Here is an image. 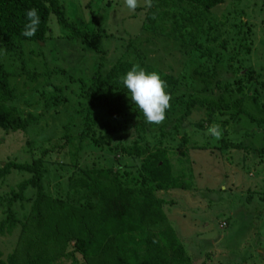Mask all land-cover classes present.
<instances>
[{"label":"rangeland","instance_id":"rangeland-1","mask_svg":"<svg viewBox=\"0 0 264 264\" xmlns=\"http://www.w3.org/2000/svg\"><path fill=\"white\" fill-rule=\"evenodd\" d=\"M59 2L69 22L81 24L90 32L99 29L105 35L102 49L106 55V67L117 60H127L139 66L143 63L142 68L157 72L161 79L170 76L177 82L188 83V88H197L190 72L196 62L206 59L199 60L198 53L188 46L182 47L174 39L156 35L144 27L147 8L143 0H140L141 6L134 12L127 9L124 0ZM168 12L179 14L181 11L172 8ZM216 22L219 25L226 22L227 25L219 28ZM208 23L216 26L214 29L217 30L207 34L208 26L205 25L198 43L211 49L212 56L219 58L217 79L232 84V89L241 80L240 84L246 87L242 94L235 97L242 95L247 108L253 90L259 92L258 102L264 105V0H224L223 5L211 10ZM239 24L240 30L248 34L245 44L250 48L249 53L241 48L244 40L238 35V29L232 27ZM166 25L171 24L168 22ZM48 30L45 42L25 44L20 68L23 65L25 71L47 75L54 69H62L76 78H87L94 71L98 56L83 50L78 41L68 39V31L58 24L53 15L49 18ZM188 31L189 28L184 29L185 40H188L185 34ZM208 37L214 38L215 43H206ZM221 44H225L224 49H220ZM235 55L239 56L237 60H233ZM3 61L9 64L7 59ZM203 65L208 66L206 61ZM246 70L252 73L250 79L244 76ZM25 80V76L10 80L17 96L14 106L22 114H43V119L26 132L6 133L0 130V167L8 161L28 163L32 158H39L42 150H49L56 145V149L45 157L47 161L43 166L42 186L48 196L59 199L65 198L69 179L72 176L80 177V169L85 167L120 169L122 175L132 174L138 178L141 159L119 153V148L129 146L135 140L129 129L115 136L112 149H100L88 140H78L81 123L74 117L70 125L74 139L70 145L58 150L63 144L59 138L76 109V99L66 92L69 101L66 105L44 110L40 95L42 92H53V89L44 86L46 82L58 87L65 83L55 81L52 76L48 80L41 77L35 83ZM72 90L76 91V88ZM181 92L182 89L178 95H183ZM245 119L243 122L230 121L228 115L207 118L202 111H194L185 114L177 133L172 128L175 124L173 120L172 125L165 129L171 135L167 136L164 143L171 150L170 162L174 174L182 176L189 189L173 190L157 196L167 202L163 211L168 227L175 231L183 244L182 258L192 264H264V169L260 165L261 159L252 154L261 145L264 127L250 125ZM225 120L228 126L223 129L221 123ZM213 124L220 126L222 138L245 144L249 151H218L221 139L207 134V129ZM159 138L158 133L149 134L144 144L159 146ZM30 150L31 154L27 153ZM28 178L26 173L12 172L0 184V195L10 192ZM33 193L28 191V201L15 206L14 210L20 219L29 216ZM243 209L247 213V220L241 215L235 216V212ZM3 217L0 207V220ZM28 229L19 251L37 248L51 254L45 250L49 244L42 242L50 238L44 236L42 240L39 239L40 235L47 232H35L33 226ZM20 237L19 229L11 236H0V248L5 261L18 248ZM36 240H40V243H36ZM73 245V241L66 245L67 258L61 257L60 264H74V258L78 264H84L81 255L73 250ZM19 254L21 256V252Z\"/></svg>","mask_w":264,"mask_h":264},{"label":"trees","instance_id":"trees-1","mask_svg":"<svg viewBox=\"0 0 264 264\" xmlns=\"http://www.w3.org/2000/svg\"><path fill=\"white\" fill-rule=\"evenodd\" d=\"M223 4L224 0H153V6L146 9L144 27L156 35L174 39L182 47L188 46L198 53L199 60L206 59L204 62L208 65L196 62L191 69L197 88H188V83L177 82L170 76L162 78L172 96L171 107L163 123L156 125L146 122L144 114L131 101L130 93L121 82L120 78L134 63L117 60L109 67L104 65L106 55L102 49V39L105 35L102 31L96 29L90 32L81 24L69 22L59 0H0V130L6 133L26 132L43 119V114H22L17 110L14 106L17 96L10 80L25 76V82L35 83L41 77L48 80L52 76L55 81L65 84L58 87L46 82L44 86L53 89V92L41 93L44 110L66 105L69 102L66 92L76 99V109L59 138L63 144L58 150L70 145L74 139L70 125L73 118L77 117L81 123L78 132L80 142L88 140L100 149H112L115 136L129 129L135 140L129 146L119 148V153L141 159L138 178L132 174L122 175L120 169H80V177L72 176L69 179L64 199L48 196L42 186L43 166L47 161L45 157L56 149V145L49 150H42L39 158H32L28 163L6 162L0 167V184L12 172L26 173L29 178L18 183L10 192L0 195L4 216L0 220V236H11L16 229L21 231L18 248L7 256L6 261L0 248V264H60L61 257L67 258L65 247L70 241L74 242L73 250L81 255L84 264H192L182 258L183 244L175 231L168 227L163 211L167 202L157 196L173 190L189 189L185 179L174 174L170 162L171 150L164 143L167 136L171 135L165 129L172 125L173 120L175 124L172 128L177 133L185 114L194 111H202L207 118L228 115L230 121L236 122H243L246 118L248 124L264 127V105L258 102L259 92L251 91V101L247 102L248 111L244 97H235L242 94L245 84L241 85L239 80V85L236 84L237 87L232 89V84L218 80L219 58L212 56L211 49L198 43L205 25L208 26L207 34L217 30L214 29L216 26L208 22L211 10ZM31 8L38 10L40 24L36 34L29 38L22 36L21 32L27 23L25 13ZM172 8L181 12H168ZM51 15L68 31V39L78 41L83 50L98 56L96 67L87 78H76L62 69H54L47 75L25 71L23 65L20 68L25 44L47 40ZM168 22L170 26L166 25ZM225 25L226 22L221 25L217 23L219 28ZM232 27L238 29V35L244 40L241 48L249 53L250 48L245 44L248 34L240 30V24ZM185 28H189L185 33L188 40L183 39ZM205 41L215 43L214 38L208 37ZM224 48L225 44H221L220 49ZM236 55L233 60L239 57ZM136 58L139 60L138 56ZM250 74L251 71L246 70L244 76L250 79ZM72 88H76V91ZM181 89L183 95H178ZM227 126L228 121L221 123L223 129ZM152 133H158L159 146L144 144L145 137ZM261 139V145L252 154L261 159L260 165L264 169V135ZM218 145L220 152L249 151L247 145L226 138H221ZM27 153L31 154V150ZM28 191L34 192L29 216L20 219L14 209L17 204L28 201ZM239 215L247 220L244 209L235 212V216ZM31 226L35 232H47L40 235L39 239L42 240L44 236L50 238L42 242L49 244L45 250L51 254L37 248L19 251L24 235ZM40 240H36V243L39 244ZM78 263L74 258V264Z\"/></svg>","mask_w":264,"mask_h":264},{"label":"clouds","instance_id":"clouds-1","mask_svg":"<svg viewBox=\"0 0 264 264\" xmlns=\"http://www.w3.org/2000/svg\"><path fill=\"white\" fill-rule=\"evenodd\" d=\"M144 7L151 8L153 0H143ZM124 5L130 12H134L141 6L140 0H124ZM27 23L21 35L32 37L36 34L40 16L35 8L28 9L25 13ZM154 18V16H153ZM123 86L130 93L131 101L144 114V118L149 124L159 125L166 119V112L171 107L172 96L166 91L167 84L155 72H148L141 66L133 64L121 78ZM207 134L219 140L222 132L218 124H213L207 129Z\"/></svg>","mask_w":264,"mask_h":264}]
</instances>
